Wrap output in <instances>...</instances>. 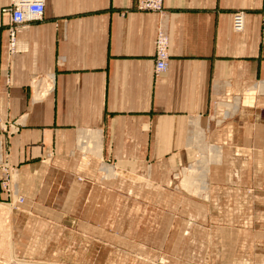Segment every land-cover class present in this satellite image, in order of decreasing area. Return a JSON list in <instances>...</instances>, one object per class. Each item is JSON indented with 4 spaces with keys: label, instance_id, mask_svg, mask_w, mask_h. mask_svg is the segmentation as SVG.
Listing matches in <instances>:
<instances>
[{
    "label": "crops",
    "instance_id": "1",
    "mask_svg": "<svg viewBox=\"0 0 264 264\" xmlns=\"http://www.w3.org/2000/svg\"><path fill=\"white\" fill-rule=\"evenodd\" d=\"M10 3L0 0L3 203L11 197L1 185L6 167L18 180L9 176L10 185L25 194L48 184L45 172L53 170L76 178L103 163L151 176L193 153V122L206 134L222 131L214 105L264 106V0H164L162 14L137 10V0H46L43 18L17 34L11 57ZM240 11L245 30L236 33ZM161 26L170 65L155 76ZM48 76L53 89L36 101L33 83ZM89 134L90 142L99 138L100 152L81 149Z\"/></svg>",
    "mask_w": 264,
    "mask_h": 264
},
{
    "label": "rangeland",
    "instance_id": "2",
    "mask_svg": "<svg viewBox=\"0 0 264 264\" xmlns=\"http://www.w3.org/2000/svg\"><path fill=\"white\" fill-rule=\"evenodd\" d=\"M226 104L211 111L222 131L205 133L222 162L210 164L203 194L182 180L185 169L208 164L204 143H190L179 166L151 176L107 177L103 163L76 178L45 172L48 184L26 194L11 186L16 197L0 200V264H264V106L241 104L233 115Z\"/></svg>",
    "mask_w": 264,
    "mask_h": 264
},
{
    "label": "built area",
    "instance_id": "3",
    "mask_svg": "<svg viewBox=\"0 0 264 264\" xmlns=\"http://www.w3.org/2000/svg\"><path fill=\"white\" fill-rule=\"evenodd\" d=\"M46 0H11L9 7L5 13L9 16V54L10 57L16 54L17 34L24 30L31 22L41 20L45 13ZM137 9L139 11L155 12L162 14L164 11V0H137ZM246 16L240 11L233 16L232 28L236 33H242L245 30ZM170 37L166 28L161 26L158 29L155 51V76H161L168 72L170 65ZM49 77V76H48ZM46 77V81H50ZM44 79H37L43 81ZM10 79L7 80L9 83ZM36 81V80H35ZM46 83L45 81H43ZM52 91V90H51ZM50 91V92H51ZM10 171L8 167L5 168L1 185L2 189L6 191L11 197H15L10 185ZM23 202V198H20Z\"/></svg>",
    "mask_w": 264,
    "mask_h": 264
},
{
    "label": "bare ground",
    "instance_id": "4",
    "mask_svg": "<svg viewBox=\"0 0 264 264\" xmlns=\"http://www.w3.org/2000/svg\"><path fill=\"white\" fill-rule=\"evenodd\" d=\"M48 78L50 81L48 80L46 81V79L43 80L46 83H44L43 81H37V80L34 81L33 84H34V89L36 92V101L42 99L43 97H46L50 93V91L53 89V78L52 77H48ZM226 107H227V110L230 111L234 115L239 111L240 103L235 102L234 105L228 104L226 105ZM193 124H194V129L192 128V130H194L193 132L194 136H192V138L190 139V143H204L203 146L205 147V152L208 157L207 158L208 164L205 166L202 165L203 167L200 168L201 171H197L199 167H201V165L197 167L190 166V168L185 169L184 171L185 178L182 180V185L188 190L195 191L197 194H201V193L203 194L206 189V179L205 178L209 172V166L210 164H213V163L215 164L221 163L222 153H221L220 148L207 143L205 132L201 128H198V125H199L198 121L193 122ZM98 139L99 138H95L94 142L93 141L90 142V134H89L88 139L83 138V140H81V143H80L81 149L85 152L90 151V149H95L96 152H100V148L98 147V143H99ZM96 155L97 157L101 159V155H98L97 153ZM0 161H1V145H0ZM102 171L107 177L117 176L118 174H121L119 170H116L113 166H109L108 164H104L102 166ZM18 189L19 187H16L15 185L13 190L17 192ZM17 203L22 204L23 202H20V199H18ZM25 264H39V263L26 262Z\"/></svg>",
    "mask_w": 264,
    "mask_h": 264
}]
</instances>
